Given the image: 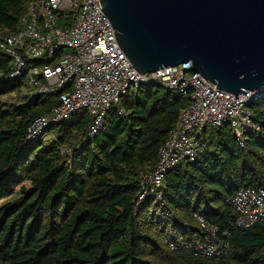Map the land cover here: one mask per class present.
I'll return each mask as SVG.
<instances>
[{
	"label": "trees",
	"instance_id": "obj_1",
	"mask_svg": "<svg viewBox=\"0 0 264 264\" xmlns=\"http://www.w3.org/2000/svg\"><path fill=\"white\" fill-rule=\"evenodd\" d=\"M25 2L0 0V28H15ZM24 82L23 73L9 77L0 53V98L21 92ZM57 103L55 92L0 99V264H264V221L236 227L227 203L241 187H264V94L246 104L259 129L244 136L243 147L228 125L210 127L209 150L164 176L166 206L195 230L190 214L199 213L228 240L218 260L170 250L151 223L152 196L138 202L141 175L153 168L187 96L140 83L110 106L96 132L81 110L28 139L31 123ZM50 133L54 139H45Z\"/></svg>",
	"mask_w": 264,
	"mask_h": 264
},
{
	"label": "built area",
	"instance_id": "obj_2",
	"mask_svg": "<svg viewBox=\"0 0 264 264\" xmlns=\"http://www.w3.org/2000/svg\"><path fill=\"white\" fill-rule=\"evenodd\" d=\"M0 53L9 59V77L25 75L19 97L33 92L58 94L52 111L28 127V139L39 136L49 123L66 120L81 110L93 117L90 132H96L110 106L140 83L157 82L187 96L188 103L180 109L153 168L141 175L138 202L152 196L151 223L158 224L156 231L170 250L183 248L196 257L216 260L227 255L229 242L219 235L216 225L193 212L197 229H192L177 209L166 206L164 176L209 150L206 130L210 127L228 125L243 147L244 136L259 129L246 107L258 96L216 88L192 71L190 62L151 73L136 71L96 0H26L15 28H0ZM227 203L235 213L236 227L264 221V187H241Z\"/></svg>",
	"mask_w": 264,
	"mask_h": 264
},
{
	"label": "water",
	"instance_id": "obj_3",
	"mask_svg": "<svg viewBox=\"0 0 264 264\" xmlns=\"http://www.w3.org/2000/svg\"><path fill=\"white\" fill-rule=\"evenodd\" d=\"M133 68L190 62L234 95L264 94V0H96Z\"/></svg>",
	"mask_w": 264,
	"mask_h": 264
},
{
	"label": "rangeland",
	"instance_id": "obj_4",
	"mask_svg": "<svg viewBox=\"0 0 264 264\" xmlns=\"http://www.w3.org/2000/svg\"><path fill=\"white\" fill-rule=\"evenodd\" d=\"M19 93L20 92H13V93H10L8 95H5L3 96L1 99V102L2 103H7V104H11V103H15L17 101V98L19 97ZM54 134L50 133L48 134L45 139H54ZM80 137L78 138H74L72 141H71V144L69 145H63L62 148H61V154L62 155H68L69 153H71V151L77 146V142L79 141ZM47 141V140H46ZM24 185L27 187V188H30V182L29 181H24L23 182ZM19 187H17L16 189H18Z\"/></svg>",
	"mask_w": 264,
	"mask_h": 264
}]
</instances>
